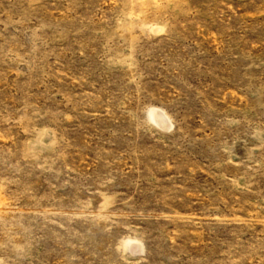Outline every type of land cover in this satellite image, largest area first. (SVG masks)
I'll return each mask as SVG.
<instances>
[{
    "label": "rangeland",
    "instance_id": "rangeland-1",
    "mask_svg": "<svg viewBox=\"0 0 264 264\" xmlns=\"http://www.w3.org/2000/svg\"><path fill=\"white\" fill-rule=\"evenodd\" d=\"M0 264H264V0H0Z\"/></svg>",
    "mask_w": 264,
    "mask_h": 264
},
{
    "label": "bare ground",
    "instance_id": "bare-ground-1",
    "mask_svg": "<svg viewBox=\"0 0 264 264\" xmlns=\"http://www.w3.org/2000/svg\"><path fill=\"white\" fill-rule=\"evenodd\" d=\"M162 124V123H161Z\"/></svg>",
    "mask_w": 264,
    "mask_h": 264
}]
</instances>
